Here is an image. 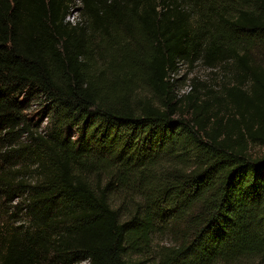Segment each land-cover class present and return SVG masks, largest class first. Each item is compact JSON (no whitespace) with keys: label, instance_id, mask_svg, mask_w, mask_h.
<instances>
[{"label":"trees","instance_id":"trees-1","mask_svg":"<svg viewBox=\"0 0 264 264\" xmlns=\"http://www.w3.org/2000/svg\"><path fill=\"white\" fill-rule=\"evenodd\" d=\"M81 2L0 0V264H264V0Z\"/></svg>","mask_w":264,"mask_h":264},{"label":"rangeland","instance_id":"rangeland-1","mask_svg":"<svg viewBox=\"0 0 264 264\" xmlns=\"http://www.w3.org/2000/svg\"><path fill=\"white\" fill-rule=\"evenodd\" d=\"M183 72L184 73H188V78H193L196 77L197 79H199L200 81L206 82L208 83H214L215 85H218L221 82V73H222V69H212V68H206L204 66H202L201 64H197L194 68L189 69L187 66H183ZM221 72V73H219ZM184 86V85H183ZM182 86V87H183ZM181 87V88H182ZM41 100L40 99H36L32 102L29 103V106L27 108V113H30L31 117L34 118L33 121H38V115H40V112L42 107L40 105ZM38 113V114H37ZM44 119V118H43ZM46 118L43 121V125H45L46 123ZM255 152L257 151H261L258 148L254 149ZM32 170V168H26V171L28 173L27 178L30 179L32 174L30 173V171ZM12 204H15V201L12 202ZM22 212L18 211L16 213V215L14 216L15 219V225H18L19 223H22V221L25 220H19V219H23L24 217L22 216ZM172 237H169L168 234L163 233V232H155L153 234V241H152V252L151 254L154 256L155 255V251L156 250H163L166 247H170L174 244V242L171 240ZM135 259H144V257H137L134 256Z\"/></svg>","mask_w":264,"mask_h":264},{"label":"built area","instance_id":"built-area-1","mask_svg":"<svg viewBox=\"0 0 264 264\" xmlns=\"http://www.w3.org/2000/svg\"><path fill=\"white\" fill-rule=\"evenodd\" d=\"M81 7H82V2L81 0H74V4L71 5L70 7V12L69 14L66 16V20L71 23L72 25H75L79 22H81ZM178 67L175 71H173L172 73H170L169 75V79L172 80L173 78H181L184 75L183 72V66L181 62L177 63ZM187 79H184L182 86L179 87L178 89V94H184L187 93L190 89H191V83H190V79L188 78V74H187ZM182 87V88H181Z\"/></svg>","mask_w":264,"mask_h":264}]
</instances>
